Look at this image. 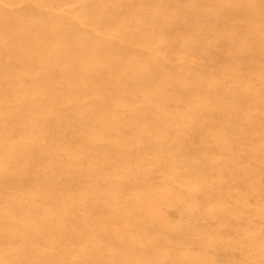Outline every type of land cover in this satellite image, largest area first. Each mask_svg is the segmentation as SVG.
Masks as SVG:
<instances>
[{
    "label": "rangeland",
    "instance_id": "rangeland-1",
    "mask_svg": "<svg viewBox=\"0 0 264 264\" xmlns=\"http://www.w3.org/2000/svg\"><path fill=\"white\" fill-rule=\"evenodd\" d=\"M157 1L173 12L169 0ZM238 1L225 24L168 25L148 32L152 44L99 28L139 74L105 106L108 127L85 116L101 106L98 95L77 94L85 84L63 93L70 78L56 92L0 98V159L7 158L0 161V264H27L17 250L30 224L49 233L38 245L40 264H120L130 251L151 264H264V0ZM51 3L0 0V7L7 26L23 10L78 22L66 5ZM110 5L133 12L129 1L106 0L108 12ZM134 29L132 37L146 31ZM12 63L20 56L0 50V70ZM103 69L123 79L122 68ZM12 77L0 71V91L12 92L19 83ZM102 89L113 94L114 86ZM31 99L41 102L36 114ZM36 115L47 123L27 126ZM46 209L55 218L66 212V221L42 223L36 214ZM22 242L36 240L29 234Z\"/></svg>",
    "mask_w": 264,
    "mask_h": 264
},
{
    "label": "bare ground",
    "instance_id": "bare-ground-1",
    "mask_svg": "<svg viewBox=\"0 0 264 264\" xmlns=\"http://www.w3.org/2000/svg\"><path fill=\"white\" fill-rule=\"evenodd\" d=\"M45 1H50L52 2L51 4L59 3L60 5L62 3L66 5L68 12L75 14L79 20L78 22L66 21L60 18L47 17V15L32 14L28 10H23L22 12L18 11L10 14L11 17L17 18V23L13 26H7L4 20L7 15L0 7V50L10 55H19L21 60V64H8L0 70L6 73L7 77H10L9 80L14 79L12 76H16L19 81L18 84L13 85L11 93L7 94V92L0 91V98H4L6 95L17 97L23 95L24 98L28 95L36 97L48 94L51 90L56 92L57 89L54 86L60 80L63 81L65 78H70L71 85L64 86L62 88L63 93H69L74 88H77L76 85L80 83L85 84V88L81 89V92H77V94L85 97L90 96L92 93L98 95L101 100V106L97 109L88 108L84 114L86 117L96 115V117L105 119L106 127L110 125L113 117L106 115L105 106L115 100V94L121 93L123 95L127 89L126 85L132 84L136 86L133 82L135 78L133 76L139 74H134V65L132 63L124 61L125 51L118 46L116 39L107 35L104 36V33L102 36L98 35L96 32L99 28H105V32L112 29L117 32L118 39H123L130 43L139 44L144 42L145 44H152L155 42V38L148 35L151 30L162 33L167 29L168 25L202 30L209 25L225 24L233 9L240 4L238 0H225L222 4L216 3L217 0H169L168 3L173 8V12L169 13L165 11V4L162 1L123 0L132 3L133 12L130 13L124 11L122 6L114 7L113 5L109 6L112 11L108 12L104 6L106 0ZM241 4L245 6L247 0L242 1ZM257 9V6H250L249 8L252 13L257 11ZM138 10L149 13L139 16L136 13ZM154 15L160 20L154 19ZM166 18H171L172 21L168 23L165 21ZM133 28L136 31L139 29H145L146 31H138V36L132 37L129 32ZM156 39H159V37ZM191 41H193L194 45L198 42L196 39ZM104 64L122 68L124 80L107 75L103 69ZM14 66L21 67L18 73L16 72L18 69L16 70ZM107 83L114 86L113 94L103 91L102 87ZM36 99H31L33 101L31 108L35 114L41 111L42 108L41 102ZM125 101L127 103L130 102L127 99ZM45 123H47L46 118L36 115L35 120L27 122L26 125L32 128L34 125ZM3 126V121L0 119V127ZM84 132L86 133L87 131L85 130ZM6 159V156H4L0 161ZM78 202L80 204L83 203L81 200ZM36 215L42 223L49 226L55 222H65L67 216L66 212H63L60 214V218H55L48 209L38 212ZM20 231L19 235L21 237L19 239L21 240V245L18 247L17 252L28 256L24 263L40 264L37 249L40 242L49 239L48 230L45 227L42 228L40 224H30ZM61 233L63 235V232ZM29 234H33L36 240L35 243L25 244L22 242V239ZM0 238L5 240L4 235L1 236L0 234ZM51 246L56 248L54 244ZM122 255L124 260L120 264H151L149 262L150 259H147L149 256L140 251H130ZM16 258L13 256L10 260L18 263L20 258L18 256ZM151 258L158 257L153 254ZM54 261L51 259L50 263ZM169 261H171L170 258H160L152 264H167ZM66 264L74 263L67 259Z\"/></svg>",
    "mask_w": 264,
    "mask_h": 264
}]
</instances>
